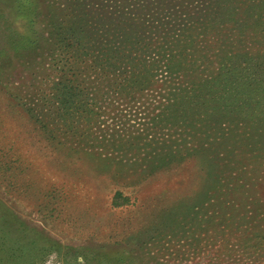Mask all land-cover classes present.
<instances>
[{
	"label": "rangeland",
	"instance_id": "1",
	"mask_svg": "<svg viewBox=\"0 0 264 264\" xmlns=\"http://www.w3.org/2000/svg\"><path fill=\"white\" fill-rule=\"evenodd\" d=\"M61 1L0 0V264H264V0H153L190 31L135 90L60 55Z\"/></svg>",
	"mask_w": 264,
	"mask_h": 264
},
{
	"label": "trees",
	"instance_id": "2",
	"mask_svg": "<svg viewBox=\"0 0 264 264\" xmlns=\"http://www.w3.org/2000/svg\"><path fill=\"white\" fill-rule=\"evenodd\" d=\"M141 2H133L132 0H62L57 4L58 6L56 5L62 13L61 17L55 16L52 11H49L46 26L51 29V35H53L61 56L63 53L66 56L67 54L65 53L70 50L72 52L77 50V52L85 55L86 59L83 63L87 64V68L94 74L99 77L103 74L113 76L115 79H120L124 86L127 85L130 90L139 89L150 80L147 72L149 67L151 68L155 63V59L152 62H148L151 50H154L155 47L158 48L157 50H168L170 44L176 38H182L184 36L183 33L190 31V28H184L181 34L176 29V25H173L172 22V8H168V13L162 11L158 15V12L154 9V6L158 5V3L154 5L153 0H145L143 2L152 11L139 15L138 13L144 9L139 6ZM141 16L147 18L145 23L149 22L152 29H157L155 25L159 24L166 26L167 33L162 35L161 41L156 40L155 44H153V41L147 40L146 42V40H143L150 37L152 31L149 30L147 36L143 32L145 23H139ZM97 20L101 22H97ZM75 55L71 54L69 61H65V64H74L81 59V56L78 55L75 61H72L71 58H74ZM157 55L166 61L170 60L169 58L166 59V51L157 52ZM173 55L171 56L172 58ZM128 61L131 62L129 68L126 67ZM107 62H109L106 65L108 74L101 72L100 68L101 63ZM175 63L180 65L182 56H179ZM168 66L171 70L175 69L170 63ZM63 75L64 70L61 71L59 79L54 83V87L51 88L53 90L49 93L50 97H54L55 92H58L55 87L59 88L60 85H63V80H61V77H64ZM63 89H66V86H63ZM73 91L74 88H68L65 94L68 97H72ZM196 97L200 99V93L190 92L186 96L189 102H193ZM215 105L219 106V102H216Z\"/></svg>",
	"mask_w": 264,
	"mask_h": 264
}]
</instances>
